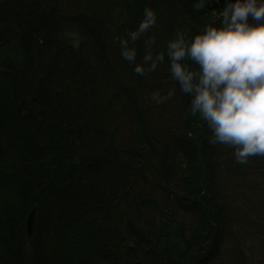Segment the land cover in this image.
<instances>
[{"label":"trees","instance_id":"obj_1","mask_svg":"<svg viewBox=\"0 0 264 264\" xmlns=\"http://www.w3.org/2000/svg\"><path fill=\"white\" fill-rule=\"evenodd\" d=\"M199 2L0 0V264H264V156L209 144L167 57L121 56L145 7L136 63L221 19Z\"/></svg>","mask_w":264,"mask_h":264},{"label":"clouds","instance_id":"obj_2","mask_svg":"<svg viewBox=\"0 0 264 264\" xmlns=\"http://www.w3.org/2000/svg\"><path fill=\"white\" fill-rule=\"evenodd\" d=\"M219 15L191 36L177 32L164 52L153 54L155 40L146 41L149 50L136 63L130 44L157 22L156 12L145 7L138 27L121 41V56L139 75L155 71L167 57L172 79L191 98V115L211 130L209 144L232 148L235 162L246 164L264 156V0H224Z\"/></svg>","mask_w":264,"mask_h":264},{"label":"bare ground","instance_id":"obj_3","mask_svg":"<svg viewBox=\"0 0 264 264\" xmlns=\"http://www.w3.org/2000/svg\"><path fill=\"white\" fill-rule=\"evenodd\" d=\"M213 1V0H212ZM72 26H75L74 24H72V23H70ZM29 216L32 214V213H34L35 212V215H34V222H35V218H36V214H37V212H38V207L37 206H34V207H31L29 210ZM29 216H28V218H27V220H26V225H27V227H28V219H29ZM28 230V229H27ZM33 230H34V223L32 224V228H31V231H29L28 230V235L30 236V235H32V233H33ZM232 240L230 241V244L232 245ZM239 246V245H238ZM33 262V258L32 259H30V261H29V263L31 264Z\"/></svg>","mask_w":264,"mask_h":264},{"label":"water","instance_id":"obj_4","mask_svg":"<svg viewBox=\"0 0 264 264\" xmlns=\"http://www.w3.org/2000/svg\"><path fill=\"white\" fill-rule=\"evenodd\" d=\"M34 215H35V212L30 215V218L28 220V229H29V231H31V228H32V224H33V220H34Z\"/></svg>","mask_w":264,"mask_h":264},{"label":"rangeland","instance_id":"obj_5","mask_svg":"<svg viewBox=\"0 0 264 264\" xmlns=\"http://www.w3.org/2000/svg\"><path fill=\"white\" fill-rule=\"evenodd\" d=\"M258 244H259L258 242H256V243L255 242H247L246 243L247 247H252V249L254 248V246L255 247L257 246L256 247V249H257L259 247ZM247 247L245 249H247ZM254 251L256 252V250H254Z\"/></svg>","mask_w":264,"mask_h":264}]
</instances>
